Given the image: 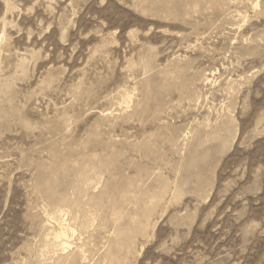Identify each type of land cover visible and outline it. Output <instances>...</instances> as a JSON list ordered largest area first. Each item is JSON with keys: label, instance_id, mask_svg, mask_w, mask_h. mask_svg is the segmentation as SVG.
<instances>
[{"label": "rangeland", "instance_id": "rangeland-1", "mask_svg": "<svg viewBox=\"0 0 264 264\" xmlns=\"http://www.w3.org/2000/svg\"><path fill=\"white\" fill-rule=\"evenodd\" d=\"M0 264H264V0H0Z\"/></svg>", "mask_w": 264, "mask_h": 264}]
</instances>
